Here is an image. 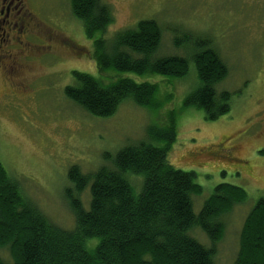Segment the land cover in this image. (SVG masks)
<instances>
[{
	"label": "rangeland",
	"instance_id": "obj_1",
	"mask_svg": "<svg viewBox=\"0 0 264 264\" xmlns=\"http://www.w3.org/2000/svg\"><path fill=\"white\" fill-rule=\"evenodd\" d=\"M31 1L33 10L28 11L34 20L29 37L38 49V61L30 63L31 70L19 83L29 87L26 91L12 88L0 71V160L8 173L52 222L72 229L75 217L65 198L71 185L69 169L79 166L91 174L109 165L107 155L145 139L149 125L166 122L175 112L177 139L169 161L196 174L203 191L193 196L195 213L218 184L236 185L247 192V199L221 218L225 230L214 261L233 264L244 220L264 197V0H102L114 16L105 32L107 39L139 20L154 19L163 31L156 56L189 50L185 42L181 48L174 43L176 35L185 32L212 42L229 68L217 89L232 93L231 110L214 121L207 120L201 109L184 107L186 95L199 83L193 61L182 79L102 71L94 57V40L73 15L71 0ZM73 71L90 73L103 83L121 77L151 81L158 85L157 98L166 101L152 111L127 99L112 116H94L65 94L66 86L76 83ZM81 200L88 207V189ZM189 234L211 246L201 228ZM0 254L11 264L7 249H0Z\"/></svg>",
	"mask_w": 264,
	"mask_h": 264
},
{
	"label": "trees",
	"instance_id": "obj_2",
	"mask_svg": "<svg viewBox=\"0 0 264 264\" xmlns=\"http://www.w3.org/2000/svg\"><path fill=\"white\" fill-rule=\"evenodd\" d=\"M71 10L82 21L86 36L94 40V57L102 71L182 79L193 61L199 83L186 95L184 107L203 110L210 121L231 110L232 93L217 89L229 68L212 42L185 32L176 35L174 43L181 48L185 42L189 50L156 56L163 39L156 20H139L107 39L105 32L114 16L106 2L71 0ZM73 76L76 83L66 86V96L94 116H112L127 99L152 111L166 101L157 98L158 85L151 81L121 77L103 83L82 71H73ZM176 139V113L172 112L166 122L149 125L145 139L107 155L109 165L91 174L72 166L71 185L65 189L75 217L72 229L52 222L0 160V249L9 251L11 264H215L216 245L225 230L221 218L245 201L247 192L236 185L218 184L195 213L193 196L203 188L193 171L169 161ZM86 189L88 207L81 200ZM195 227L207 234L210 247L189 234ZM0 264H7L1 254ZM233 264H264V197L244 220Z\"/></svg>",
	"mask_w": 264,
	"mask_h": 264
},
{
	"label": "flooded vegetation",
	"instance_id": "obj_3",
	"mask_svg": "<svg viewBox=\"0 0 264 264\" xmlns=\"http://www.w3.org/2000/svg\"><path fill=\"white\" fill-rule=\"evenodd\" d=\"M31 4V0H0V71L12 88L20 91H26L29 87L27 84H19L21 77L24 78L30 63L38 61L35 59V51L38 49L34 48V42L29 37V29L34 20L28 11L33 10Z\"/></svg>",
	"mask_w": 264,
	"mask_h": 264
}]
</instances>
